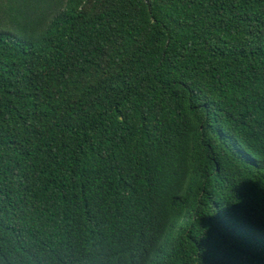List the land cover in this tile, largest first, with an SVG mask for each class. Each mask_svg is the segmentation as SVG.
Instances as JSON below:
<instances>
[{"label": "trees", "instance_id": "obj_1", "mask_svg": "<svg viewBox=\"0 0 264 264\" xmlns=\"http://www.w3.org/2000/svg\"><path fill=\"white\" fill-rule=\"evenodd\" d=\"M0 264H264V0H0Z\"/></svg>", "mask_w": 264, "mask_h": 264}]
</instances>
